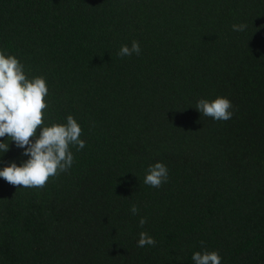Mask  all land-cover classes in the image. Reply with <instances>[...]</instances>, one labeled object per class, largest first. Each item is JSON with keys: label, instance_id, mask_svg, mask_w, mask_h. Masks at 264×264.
<instances>
[{"label": "trees", "instance_id": "1", "mask_svg": "<svg viewBox=\"0 0 264 264\" xmlns=\"http://www.w3.org/2000/svg\"><path fill=\"white\" fill-rule=\"evenodd\" d=\"M0 50L46 78L45 125L72 115L86 141L43 189L0 178V264H264V0H0ZM216 96L231 119L194 107ZM6 142L0 168L28 159Z\"/></svg>", "mask_w": 264, "mask_h": 264}, {"label": "clouds", "instance_id": "2", "mask_svg": "<svg viewBox=\"0 0 264 264\" xmlns=\"http://www.w3.org/2000/svg\"><path fill=\"white\" fill-rule=\"evenodd\" d=\"M244 23L233 24L234 31H244ZM141 47L133 40L131 46L121 45L117 55H140ZM49 94L46 78L35 76L31 79L25 72V65L15 55L0 50V153L9 150V142L23 149L22 155L28 159L21 164L15 161L0 168V178L13 186L43 189L49 179H55L70 170L75 162L73 148L77 152L86 147L82 139L83 129L72 116L65 123L45 125L49 103L45 97ZM203 117L214 121H227L232 118L233 103L226 96L214 99L200 98L194 106ZM39 134L37 135V130ZM169 180V169L160 161L148 166L143 183L152 188H160ZM133 216L139 213L137 205L130 207ZM147 223L146 217L138 221L140 227ZM157 241L146 231L139 233L138 247L155 246ZM203 241L201 245L203 246ZM194 264H222L218 251L204 250L192 254Z\"/></svg>", "mask_w": 264, "mask_h": 264}]
</instances>
